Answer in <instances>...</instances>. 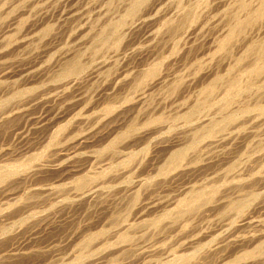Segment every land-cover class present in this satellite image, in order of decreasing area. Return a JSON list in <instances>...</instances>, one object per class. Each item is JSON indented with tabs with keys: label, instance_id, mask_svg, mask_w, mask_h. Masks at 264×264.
Instances as JSON below:
<instances>
[{
	"label": "rangeland",
	"instance_id": "1",
	"mask_svg": "<svg viewBox=\"0 0 264 264\" xmlns=\"http://www.w3.org/2000/svg\"><path fill=\"white\" fill-rule=\"evenodd\" d=\"M261 4L0 0V264H264Z\"/></svg>",
	"mask_w": 264,
	"mask_h": 264
},
{
	"label": "bare ground",
	"instance_id": "2",
	"mask_svg": "<svg viewBox=\"0 0 264 264\" xmlns=\"http://www.w3.org/2000/svg\"><path fill=\"white\" fill-rule=\"evenodd\" d=\"M137 3H138V2H137ZM135 4H136V1H135ZM140 5H141V4H140ZM261 5H262V9H264V0H262V4H261ZM138 6H139V5H138ZM246 7H247V6H246ZM246 7H244V8H246ZM130 10H131V9H130ZM130 10H129V11H130ZM259 10H260V9H259ZM259 10H258V11H259ZM132 11H133V10H132ZM134 11H135V10H134ZM249 11H250V10H249ZM251 15H252V14H251ZM254 16H255V15H254ZM257 17H258V16H257ZM244 20H245V19H244ZM244 22H245V21H244ZM251 22H253V21H251ZM250 24H251V23H250ZM238 25H239V27H241V26H243L244 24L241 22V23H239ZM245 25H246V24H245ZM115 28H116V27H115ZM235 29H236V28H235ZM237 29H238V28H237ZM243 30H244V29H243ZM241 31H242V30H241ZM241 31H240V32H241ZM231 33H232V32H231ZM231 33H230V35H231ZM112 34H113V33H112ZM116 39H117V38H116ZM222 44H223V43H222ZM115 45H116V44H115ZM222 46H223V45H222ZM68 69H69V68H68ZM71 70H72V69H71ZM66 72H67V71H66ZM143 80H144V79H143ZM236 82H238V81H236ZM210 85H211V84H210ZM206 92H207V91H206ZM225 99H226V98H225ZM1 105H2V103H1ZM3 105H4V104H3ZM187 115H188V114H187ZM234 116H235V115H234ZM231 120H232V119H231ZM130 131H131V129H130ZM112 148H113V147H112ZM182 156H183V152H178V153H176V154L174 155V157L172 156L173 158H171V159H173V160L175 161V160L179 159V158L182 157ZM173 160H172V161H173ZM17 167H18V166H17ZM15 169H16V168H15ZM0 170H2V169L0 168ZM3 171H4V170H3ZM3 171H1V172H3ZM10 171H13L12 168H11ZM1 172H0V173H1ZM8 172H9V171H8ZM12 173H13V172H12ZM2 178L5 179V177H2ZM2 178H1V179H2ZM4 179H3V180H4ZM212 190H213V189H212ZM208 191H209V190H208ZM212 192H213V191H212ZM210 193H211V192H210ZM195 194H196V193H195ZM207 195L209 196V194H207ZM192 199H193V198H192ZM197 199H198V198H197ZM203 199H204V198H203ZM210 199H211V197H210ZM200 200H201V199H200ZM195 201H196V200H195ZM241 201H242V200H241ZM247 201H248V200H247ZM182 202H183V201H182ZM184 202H185V201H184ZM189 202H190V201H189ZM242 202H243V201H242ZM186 203H187V202H186ZM243 205H244V204H243ZM192 206L194 207V205H192ZM241 206H242V205H241ZM246 206H247V205H246ZM246 206H244V207H246ZM187 207H189V206H187ZM195 207H196V206H195ZM230 207H231V206H230ZM244 207H243V208H244ZM186 210H187V209H186ZM190 210H191V209H190ZM191 211H192V210H191ZM166 217H167V216H166ZM169 217H170V216H169ZM163 218H164V217H163ZM157 222H158V221H157ZM91 239H92V238H91ZM260 249H261V248H260ZM260 251H261V250H260ZM180 258L183 259V257H180ZM176 262H177V261H176ZM176 262H175L174 264H176ZM180 262H181V260H180ZM186 263H187V262H186Z\"/></svg>",
	"mask_w": 264,
	"mask_h": 264
}]
</instances>
